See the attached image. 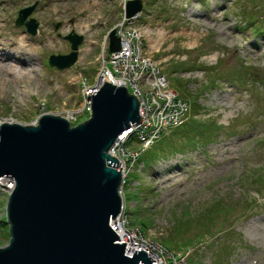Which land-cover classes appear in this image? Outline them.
Listing matches in <instances>:
<instances>
[{
	"label": "rangeland",
	"instance_id": "obj_1",
	"mask_svg": "<svg viewBox=\"0 0 264 264\" xmlns=\"http://www.w3.org/2000/svg\"><path fill=\"white\" fill-rule=\"evenodd\" d=\"M141 1L146 52L189 111L128 173V220L185 264H264V0ZM35 3L31 36L15 20ZM121 15L120 0H0V125L81 107ZM71 31L84 38L76 63L48 67L70 52L62 37ZM190 121L211 130L207 143L189 144ZM7 199L0 187V248Z\"/></svg>",
	"mask_w": 264,
	"mask_h": 264
},
{
	"label": "water",
	"instance_id": "obj_2",
	"mask_svg": "<svg viewBox=\"0 0 264 264\" xmlns=\"http://www.w3.org/2000/svg\"><path fill=\"white\" fill-rule=\"evenodd\" d=\"M37 6L21 9L15 26L35 36L38 23L30 17ZM143 10L141 0H128L130 19ZM55 30L59 26L56 25ZM66 55H51L48 67L63 71L77 61L81 35L69 32ZM119 50L109 32V51ZM90 115L71 126L63 117L43 114L37 124L0 125V178L12 187L5 223L9 242L0 248V264H151L147 254H124L110 222L120 213L121 172L108 155L117 138L140 121L139 101L125 87L108 82L88 95Z\"/></svg>",
	"mask_w": 264,
	"mask_h": 264
},
{
	"label": "built area",
	"instance_id": "obj_3",
	"mask_svg": "<svg viewBox=\"0 0 264 264\" xmlns=\"http://www.w3.org/2000/svg\"><path fill=\"white\" fill-rule=\"evenodd\" d=\"M128 0H120L121 19L106 33L102 40V64L98 79L91 90L84 95V103L75 110H67L64 117L71 126L77 119L90 115L88 95L95 88L108 82L117 87H125L130 95L139 101L140 121L136 126L121 134L108 151V155L118 162L116 169L121 172L120 198L124 200L128 173L138 163L142 155L151 149L164 135L181 127L188 116L189 105L174 91L158 63L146 52L144 33L138 27L139 16L125 18L124 9ZM113 30L119 40V50L109 51V32ZM85 121V120H84ZM76 123V124H75ZM122 201V200H121ZM125 202V201H124ZM121 202L119 215L111 222L120 223L123 234L115 232L119 244H126L124 254L132 258L135 251H144L151 264H185L184 258L150 241L140 227L130 224L126 204ZM141 264V263H139Z\"/></svg>",
	"mask_w": 264,
	"mask_h": 264
},
{
	"label": "trees",
	"instance_id": "obj_4",
	"mask_svg": "<svg viewBox=\"0 0 264 264\" xmlns=\"http://www.w3.org/2000/svg\"><path fill=\"white\" fill-rule=\"evenodd\" d=\"M182 97V96H181ZM192 113L196 112V104H193V108H192ZM185 123V122H184ZM190 125L192 124V126L190 127V130H189V133H194L195 136H192L191 134L188 135V141H189V144H201V143H207L208 141H205V140H208V138L204 135V133L206 132L208 135L211 133L210 129H206V128H201L200 125H196L194 124V121H190L189 123ZM188 125V124H187ZM197 128H199V130H196ZM193 131V132H192ZM210 136V135H209ZM211 138V137H210ZM203 139V140H202ZM140 226H143L146 228V225L145 223L143 222V224H141ZM143 234L145 231H142ZM145 235V234H144Z\"/></svg>",
	"mask_w": 264,
	"mask_h": 264
},
{
	"label": "bare ground",
	"instance_id": "obj_5",
	"mask_svg": "<svg viewBox=\"0 0 264 264\" xmlns=\"http://www.w3.org/2000/svg\"><path fill=\"white\" fill-rule=\"evenodd\" d=\"M2 28V26L0 25V29ZM25 41H26V39L24 38V37H22L19 41H18V39H17V43H15V45H18L19 46V48L21 47V46H25ZM1 56H3L4 57V55H1ZM22 56H24L23 54H22ZM12 59H15L14 57H12ZM5 60H7V57H6V59ZM1 61V60H0ZM16 61H14V63H15ZM16 64V63H15ZM18 64H20V62L18 61V63H17V66H18ZM21 64H23L22 66H25L24 65V62H22ZM17 74L19 75L20 73L17 71ZM115 169H118V166L115 168ZM0 187L1 188H5L6 190H8L9 188H11L12 187V182H11V180H9L8 178H6V177H2V178H0ZM122 204V203H121ZM115 227H116V230H115V232H117L118 234H123V229H122V227H121V225H120V223H117V222H111Z\"/></svg>",
	"mask_w": 264,
	"mask_h": 264
}]
</instances>
